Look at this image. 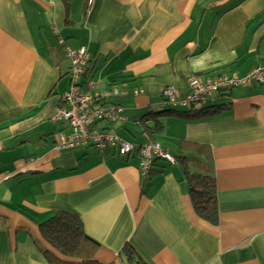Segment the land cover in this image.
<instances>
[{"label":"crops","instance_id":"crops-1","mask_svg":"<svg viewBox=\"0 0 264 264\" xmlns=\"http://www.w3.org/2000/svg\"><path fill=\"white\" fill-rule=\"evenodd\" d=\"M65 47L86 48L84 82L95 93L124 94L113 102L126 122L111 130L124 142L121 134L137 136L134 125L136 145L148 143L140 122L149 114L214 103L215 117L167 120L159 137L168 134L176 152L160 147L173 157L187 145L209 150L218 225L195 214L178 163L158 162L146 177L137 156L110 146L58 149L72 136L53 121L70 89ZM256 69L264 0H0V264H50L41 248L63 262L39 231L58 213L80 219L98 264H264V88L187 110L162 98L174 87L185 100L194 77Z\"/></svg>","mask_w":264,"mask_h":264},{"label":"built area","instance_id":"built-area-1","mask_svg":"<svg viewBox=\"0 0 264 264\" xmlns=\"http://www.w3.org/2000/svg\"><path fill=\"white\" fill-rule=\"evenodd\" d=\"M62 46H65L61 43ZM65 53L71 63L69 75L70 89L60 99L53 121L64 123L72 132L70 138H62L59 148H73L76 146L102 149L106 146L116 149L123 158L137 156L139 170L144 176H149L155 163L175 166L174 157L158 144L146 143L134 145L124 142L111 132L113 127L125 124L123 110L113 101L124 96L121 91L113 90L106 93H95L96 86L92 81L84 82L86 69L90 58L85 47L75 49L65 47ZM189 95L181 102L177 101V91L168 87L162 98L168 105H178L182 108L205 106L217 96L237 89L258 90L264 88V69H256L245 77L236 75L207 79L192 78L188 82ZM137 96V93H135Z\"/></svg>","mask_w":264,"mask_h":264},{"label":"trees","instance_id":"trees-1","mask_svg":"<svg viewBox=\"0 0 264 264\" xmlns=\"http://www.w3.org/2000/svg\"><path fill=\"white\" fill-rule=\"evenodd\" d=\"M172 107L176 108L178 106ZM179 108L182 107L179 106ZM182 109L187 110L190 108ZM219 112V110L216 111V109L208 107L197 111L192 109V111L182 112L173 109L163 113L149 114L140 122L142 126L141 136L144 141L156 144V138L163 135L165 131V121L176 119L185 122H198L209 120L218 115ZM149 122H152V127L147 125ZM187 148L189 149L188 152L179 157H174V159L176 164L178 163L183 169L195 214L204 222L216 226L219 222V213L217 209L216 181L210 152L206 147L187 145ZM39 231L45 244L65 259L62 262L49 251L41 248L42 254L50 264H71L65 261H75L79 264H98L94 258L99 246L85 235L79 218L65 213H58L48 222L42 224ZM127 255L132 260L133 255L131 252H128Z\"/></svg>","mask_w":264,"mask_h":264},{"label":"rangeland","instance_id":"rangeland-1","mask_svg":"<svg viewBox=\"0 0 264 264\" xmlns=\"http://www.w3.org/2000/svg\"><path fill=\"white\" fill-rule=\"evenodd\" d=\"M209 105H213L212 107H214V103L213 102L210 103ZM129 128L131 130H133L137 136L136 137H125L124 135L121 134V137L125 138L127 142H129L131 144H134V145H136L137 143L141 142V138H140V136H138V134H139V132H138L139 127L134 126V125H131ZM175 135H176V133L174 131L173 136H175ZM166 138H168V134H167V136L164 139H162L161 137H159L157 139L158 145L159 146L160 145L161 146L165 145V146H167L171 150V152H173V153L176 152V149L175 148H172L173 143L171 141H169V140H165Z\"/></svg>","mask_w":264,"mask_h":264}]
</instances>
